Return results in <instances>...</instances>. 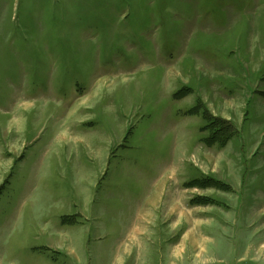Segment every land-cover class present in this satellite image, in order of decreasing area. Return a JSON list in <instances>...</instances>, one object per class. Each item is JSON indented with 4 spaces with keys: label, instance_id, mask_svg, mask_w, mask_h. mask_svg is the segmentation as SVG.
Masks as SVG:
<instances>
[{
    "label": "rangeland",
    "instance_id": "374dc122",
    "mask_svg": "<svg viewBox=\"0 0 264 264\" xmlns=\"http://www.w3.org/2000/svg\"><path fill=\"white\" fill-rule=\"evenodd\" d=\"M0 264H264V0H0Z\"/></svg>",
    "mask_w": 264,
    "mask_h": 264
}]
</instances>
